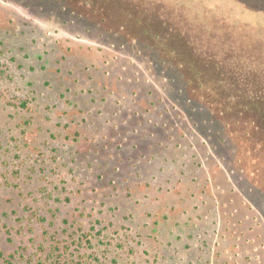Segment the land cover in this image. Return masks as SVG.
I'll return each instance as SVG.
<instances>
[{"label":"rangeland","instance_id":"1","mask_svg":"<svg viewBox=\"0 0 264 264\" xmlns=\"http://www.w3.org/2000/svg\"><path fill=\"white\" fill-rule=\"evenodd\" d=\"M71 1L0 0V264H264L261 134Z\"/></svg>","mask_w":264,"mask_h":264},{"label":"trees","instance_id":"2","mask_svg":"<svg viewBox=\"0 0 264 264\" xmlns=\"http://www.w3.org/2000/svg\"><path fill=\"white\" fill-rule=\"evenodd\" d=\"M136 40L264 141V0H72ZM102 15V16H101ZM196 88V86L194 87Z\"/></svg>","mask_w":264,"mask_h":264}]
</instances>
